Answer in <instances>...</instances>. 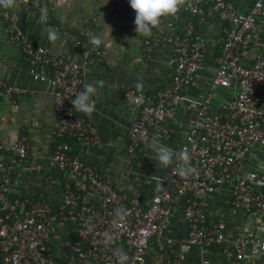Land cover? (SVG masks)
<instances>
[{
	"label": "built area",
	"instance_id": "obj_1",
	"mask_svg": "<svg viewBox=\"0 0 264 264\" xmlns=\"http://www.w3.org/2000/svg\"><path fill=\"white\" fill-rule=\"evenodd\" d=\"M19 1L31 6L30 0ZM208 14L220 17L225 24L222 53L217 59L212 89L198 102L199 107L189 120L184 140L176 151L188 154L194 173L185 177L174 175V158L172 166L160 178L162 190L145 205L138 195H129L120 189L112 179L72 155L68 144L60 142L51 162L57 169L85 182L99 197V205L84 202L79 190L71 185H67L62 202L56 206L45 199L29 197L13 203L8 199L12 180L0 151V264H55L48 255L47 243L60 220H77L80 234L89 240L85 250L71 259V264H117L113 254L116 248L127 254L126 264H187L172 248L170 238L153 255H146L151 238L161 232L165 218L187 195L191 199L183 212L188 243L203 247L230 244L229 264H246L249 239L244 235L229 239L226 223L221 219L209 222L204 205L207 195L228 185L235 207L249 213H264V174L254 170L247 176L241 169L243 158L264 146V0H254L246 12L234 0H184L175 16L161 18L159 28L144 39L143 49L149 59L157 46L172 49L169 80L151 92L129 90V97L139 101L140 111L129 129L128 161L138 158L139 144L147 140L157 124L175 118L176 108L184 98L183 91L199 84L206 41L197 20ZM0 23L6 24L10 43L18 45L32 65L34 79L54 87L59 133L78 136L84 143L97 142L89 134L88 122L76 113L72 104L75 94L83 90L84 65L30 43L9 13L0 11ZM84 34L85 31L79 33L74 44L87 63L107 60V51L86 41ZM251 49L256 50V56L253 61H247L245 55ZM40 64L49 67L53 76L38 72L35 68ZM218 87H235L233 98L223 112L211 110V97ZM14 92L15 88L0 78V98L12 96ZM169 133L168 127L161 126L155 135L164 139ZM28 149L23 139L10 151L23 159L28 156ZM117 208H124L128 213L120 228L112 224ZM106 233H115L116 239L106 242ZM260 246L264 250V242ZM257 264H264V260Z\"/></svg>",
	"mask_w": 264,
	"mask_h": 264
},
{
	"label": "crops",
	"instance_id": "obj_2",
	"mask_svg": "<svg viewBox=\"0 0 264 264\" xmlns=\"http://www.w3.org/2000/svg\"><path fill=\"white\" fill-rule=\"evenodd\" d=\"M99 15L94 27L77 29L86 18L71 19L60 11L50 19L45 14L33 12L19 0L13 9H2L11 16V20L26 35L28 41L54 52L67 56L84 65V86L96 81H104L91 100L94 111L90 115L76 112L89 124V134L97 142L84 143L75 135H61L55 112L54 87L45 81L34 79L32 65L22 49L9 41L6 24L0 23V78L15 88L12 96L0 98V151L3 153L6 171L12 180V190L8 199L20 203L24 198L45 199L54 206L63 200L67 185L79 190L84 202L98 206L99 197L91 191L85 182L76 176L57 169L51 162L53 151L58 143L68 144L70 153L79 156L94 170L99 171L129 195H138L148 204L154 194L162 190L160 178L169 168L157 167L155 153L148 146L154 139L175 152L179 149L187 132L188 122L196 113L200 102L212 89V80L218 66V57L222 53L224 22L216 15L208 14L197 20L199 30L206 41V51L201 80L197 86L183 91V100L176 108V115L161 124H157L147 140L139 144L138 158L128 161L129 129L140 111V103L129 97L130 89L154 91L169 80V58L172 49L160 45L153 49L151 58L145 56L143 41L150 35L135 31V12L128 0H109ZM254 0H234L241 11H248ZM47 17L48 20L41 17ZM63 19H69L63 23ZM53 28L58 40L50 43L47 28ZM85 31L84 39L89 42L90 35L101 38V47L107 51V60L87 63L82 51L74 44L76 36ZM256 50H249L245 57L253 61ZM38 72L53 76V71L44 65H37ZM137 83L142 87L137 88ZM82 90V91H83ZM235 87L215 88L211 99V110L223 112V108L232 100ZM161 126L168 127L169 137L160 139L155 134ZM25 139L29 146L28 156L21 159L10 149ZM264 146L254 149L242 160L244 175L252 171L264 174ZM160 187L157 190V180ZM191 199L185 196L176 208L165 218L161 232L151 238L146 250L150 257L161 243L172 239V248L187 264H229L232 258L230 244L213 247L192 245L187 241L188 226L184 216V206ZM204 211L208 221L223 220L229 239L244 235L249 239L245 255L246 264H257L264 260V213H249L232 204L230 186H223L218 192L207 195ZM89 240L79 232L77 220H60L55 231L48 237L47 252L55 264H71L73 257L85 250ZM97 264H104L99 262Z\"/></svg>",
	"mask_w": 264,
	"mask_h": 264
},
{
	"label": "clouds",
	"instance_id": "obj_3",
	"mask_svg": "<svg viewBox=\"0 0 264 264\" xmlns=\"http://www.w3.org/2000/svg\"><path fill=\"white\" fill-rule=\"evenodd\" d=\"M128 3L136 14L134 21L135 31L139 35L143 34L147 36L151 34L153 28L160 24L161 18L175 16L183 5L184 0H128ZM16 5L17 0H0V8L5 10L13 9ZM33 12H35V10H33ZM41 21L43 22V16L41 17ZM47 38L50 43H55L58 40V34L53 28L49 27L47 28ZM89 42L93 46L99 47L102 40L97 35H90ZM96 85L102 88L104 86V81L100 80L86 84L83 91L75 94L76 98L72 100V104L76 112L90 115L94 111V102L91 100V97L96 92ZM136 87L140 88L142 85L137 83ZM148 146L155 153L157 167L170 168L175 158L176 166L172 168L174 175L178 173L179 176L185 177L194 173L195 169L190 166L189 156L186 152H175L173 149L159 144L155 139ZM261 167L264 168V165ZM151 179L157 180V190H159L160 180L156 177H151ZM127 215L126 209L117 208L112 220L113 226L115 228H120L122 223L126 220ZM88 230L91 231L92 229L88 228ZM105 239L106 242L111 243L116 239V234L106 233ZM113 254L117 258V264H126L128 256L122 249H114Z\"/></svg>",
	"mask_w": 264,
	"mask_h": 264
},
{
	"label": "trees",
	"instance_id": "obj_4",
	"mask_svg": "<svg viewBox=\"0 0 264 264\" xmlns=\"http://www.w3.org/2000/svg\"><path fill=\"white\" fill-rule=\"evenodd\" d=\"M31 9L38 14H45L50 19H55V14L60 11H65L71 19L78 17L84 19L77 29L86 27H94L98 22V17L104 8L109 6V0H30ZM106 11V10H105ZM69 19H63V23H68Z\"/></svg>",
	"mask_w": 264,
	"mask_h": 264
}]
</instances>
